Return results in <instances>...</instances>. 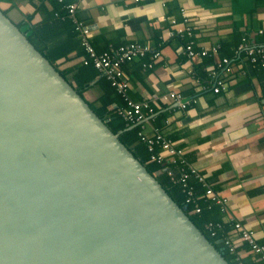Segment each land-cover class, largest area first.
I'll list each match as a JSON object with an SVG mask.
<instances>
[{"label":"water","instance_id":"water-1","mask_svg":"<svg viewBox=\"0 0 264 264\" xmlns=\"http://www.w3.org/2000/svg\"><path fill=\"white\" fill-rule=\"evenodd\" d=\"M160 174L0 9V264H229Z\"/></svg>","mask_w":264,"mask_h":264},{"label":"crops","instance_id":"crops-1","mask_svg":"<svg viewBox=\"0 0 264 264\" xmlns=\"http://www.w3.org/2000/svg\"><path fill=\"white\" fill-rule=\"evenodd\" d=\"M52 1L0 0V8L15 23L25 17L36 23L53 11ZM55 1L67 15L66 5L78 6L76 18L90 30L99 54L131 43L161 52L152 68L147 66L150 57L122 66L129 83L127 96L153 109L137 124L141 133L160 134L172 142L182 151L172 164L193 167L209 187L228 199L224 207L203 199L208 209L219 208L223 235L238 240L234 226L241 223L264 246V68L249 64L245 54L242 59L235 55L244 40L249 46L262 43L264 0ZM188 45L197 56L186 54ZM225 58L232 73L222 68ZM82 60L72 53L61 69H75ZM213 72L225 81L226 91H212ZM91 87L84 95L96 103L102 88L96 82ZM173 93L188 103L185 109L171 97ZM122 103L124 107L123 98ZM189 181L198 182L194 176ZM238 257L239 263L262 264L245 244Z\"/></svg>","mask_w":264,"mask_h":264},{"label":"trees","instance_id":"trees-1","mask_svg":"<svg viewBox=\"0 0 264 264\" xmlns=\"http://www.w3.org/2000/svg\"><path fill=\"white\" fill-rule=\"evenodd\" d=\"M52 2L54 5L53 11L47 12L40 22L33 23L32 18L26 17L20 22H12L17 25L35 48L60 72L82 97L92 88L93 82H96L102 88L103 93L97 99V102L89 103L91 109L106 122L114 134H119L120 141L152 175L162 171V174L156 176V179L169 196L180 208L185 210V213L191 221L223 253L224 258L229 264H240L236 261V257L231 255L227 248L224 247V244L220 242L222 232L219 231L218 237L214 238L206 229L209 223H222L219 208L214 205L208 209V204L202 199L204 188L198 182L192 184L190 181L188 182V185H194V192L192 202L186 203L188 199L187 189L175 181V178H179L182 170L185 169L179 164H159L150 160L151 156L156 154L159 149L155 148L153 152H150L148 144L140 137L141 126H136L131 129L132 125L128 124L118 114V108L123 105L122 98L111 86L106 77L99 73L92 64L85 66L82 62L75 69H61V66L72 53H77L83 59L85 56L87 57V54L82 47L79 34L75 30L71 19L65 11L61 10V6L57 1L53 0ZM54 12H58L57 16L54 15ZM3 13L9 18V13L6 11H3ZM184 34L187 35V32ZM113 105H116L117 108L114 109ZM165 169L167 171L164 172ZM169 172L172 174L170 175ZM196 207L201 208L200 213H193ZM242 264L249 263L244 261Z\"/></svg>","mask_w":264,"mask_h":264},{"label":"built area","instance_id":"built-area-1","mask_svg":"<svg viewBox=\"0 0 264 264\" xmlns=\"http://www.w3.org/2000/svg\"><path fill=\"white\" fill-rule=\"evenodd\" d=\"M58 1L62 2V0ZM65 9L74 25L75 30L80 35L82 47L87 54V57L82 60V63L85 66L92 64L93 67L99 71V73L106 77L111 86L123 98L125 106L118 108V114L130 125H137L145 121L146 116L153 113V109L150 108L148 104L135 103L127 96L129 83L125 78L122 66L128 62L150 57L152 62L147 66L148 68H152L154 63L160 59L161 52L156 51L155 49H152L148 46L131 43L119 46L117 48H111L108 51L99 54L92 45L90 30L76 18L78 6L76 4H70L66 5ZM173 23H175V21ZM179 33L183 34V31L179 30ZM185 51L186 54L191 58L197 56L198 54L193 50L192 45H188L185 48ZM241 54H245L244 59L248 61L249 64L258 65L264 68V39L262 43L257 46H249L246 43V40H244L235 51V55L239 56V59H242L240 58ZM200 55L205 56L206 53H200ZM229 63L230 61L228 58L223 59L222 65L224 67L222 68H224L227 73H232L233 68L229 65ZM211 77H213L215 80L214 87L212 88L214 93L218 94L221 91H226L227 85L225 81L220 79L216 72H213ZM171 97L175 98L178 103L181 104L182 108L185 109L187 107L188 103L183 102L182 99L179 100V97H177L174 93L171 94ZM140 137L145 143L148 144L150 152H153L155 148L159 149L156 154L151 156L150 160L152 162H157L159 164H171L176 162L175 158L181 157L182 155L181 150H177L172 142L166 140L160 134H155L153 137H147L141 133ZM179 161L184 165V161L182 159ZM169 174L171 175L172 173L169 172ZM192 176H194L198 183H200L204 188V195L202 196V199H204L206 202L218 204L223 207L226 205L228 199H226L220 192L209 187L204 181L203 177L193 167L182 170L180 177L177 179L175 178L176 183L182 184L183 187L187 189L188 199L186 203H191L193 199V187L188 185L189 179ZM200 211L201 208L196 207L193 213H200ZM234 227L240 235L239 239L236 241L223 235V228L221 224L209 223L206 226V229L214 238L218 237L219 231L222 232L220 236V242L224 244V247L227 248L231 255L236 256L238 262L240 245L245 244L256 256L257 261H260L262 264H264V246L256 242L254 232L244 227L241 223H236Z\"/></svg>","mask_w":264,"mask_h":264}]
</instances>
